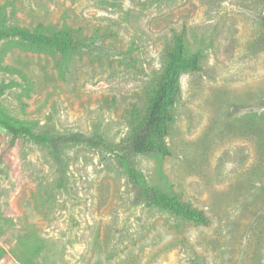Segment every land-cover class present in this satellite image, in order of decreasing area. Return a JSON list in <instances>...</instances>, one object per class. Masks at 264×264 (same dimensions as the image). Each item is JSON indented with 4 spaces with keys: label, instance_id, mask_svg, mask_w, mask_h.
Wrapping results in <instances>:
<instances>
[{
    "label": "rangeland",
    "instance_id": "rangeland-1",
    "mask_svg": "<svg viewBox=\"0 0 264 264\" xmlns=\"http://www.w3.org/2000/svg\"><path fill=\"white\" fill-rule=\"evenodd\" d=\"M0 25L81 43L63 59L0 42V109L105 144L11 147L0 128V264H264V0H0ZM181 29L202 60L180 78L170 155H130L128 113ZM112 152L209 224L136 203Z\"/></svg>",
    "mask_w": 264,
    "mask_h": 264
},
{
    "label": "trees",
    "instance_id": "trees-1",
    "mask_svg": "<svg viewBox=\"0 0 264 264\" xmlns=\"http://www.w3.org/2000/svg\"><path fill=\"white\" fill-rule=\"evenodd\" d=\"M34 53H50L68 59L81 46L67 28L49 31L42 25L27 29L16 25H0V42ZM170 45L164 50L160 70L155 74L142 109L132 106L128 113V132L124 143L134 156L166 157L170 151L165 138L173 122V108L180 97V78L186 73L199 72L202 54L189 52L185 29L171 30ZM1 93V92H0ZM0 128L10 136L9 146L18 140H30L41 145H79L103 147L102 139H87L78 134L60 135L39 133L33 124L10 116L0 109ZM133 191L136 203L166 212L187 223L207 226L209 219L200 209L183 201L177 194L149 186L136 169L128 154L112 152ZM5 251L0 247V261Z\"/></svg>",
    "mask_w": 264,
    "mask_h": 264
}]
</instances>
